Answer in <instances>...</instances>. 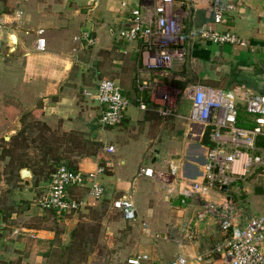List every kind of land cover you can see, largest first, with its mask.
Wrapping results in <instances>:
<instances>
[{
  "label": "crops",
  "instance_id": "obj_1",
  "mask_svg": "<svg viewBox=\"0 0 264 264\" xmlns=\"http://www.w3.org/2000/svg\"><path fill=\"white\" fill-rule=\"evenodd\" d=\"M174 1L173 11L185 26L187 57L174 62L169 70L147 69L142 54L144 41L128 43L120 37L129 28L134 9H140L149 21L160 0H0V59L8 52L29 62L35 99L40 98L43 118L50 129L86 141L90 138L98 145L95 153L74 158L75 166L82 173L104 170L100 183L105 188L103 200L109 211H114L113 202L121 198L135 204L138 221L128 224L141 230L137 256H146L148 260L140 264H172L180 256L188 264H228L222 254L215 252L227 234L213 218L200 219L201 204L170 196L161 182L140 176V171L153 167L168 173L170 164H176L185 178L203 180L211 148L208 129L186 120L192 111L188 93L195 87L236 95L238 124L253 128V117L245 112L244 98L247 93L264 96V0H218L224 10L222 24L214 23L213 3L217 0ZM41 29L47 44L42 53L34 50L36 32ZM84 30L93 33L96 46L75 53L78 45L74 39ZM204 30L232 34L240 43H213L202 38ZM12 36L17 38L16 45ZM102 80L116 82L130 102L117 127L101 126L102 108L86 95H96ZM165 92L175 98L174 107L171 101H163ZM164 110L172 114L166 116ZM108 147H113L114 152H108ZM22 182L20 179L17 184L24 186ZM247 184L239 182L226 194L240 211V225L264 213V191L256 193ZM37 189L31 184L16 188L13 193L20 198L32 196L29 199L33 201ZM88 192L83 187L69 191L73 199L86 201L77 213L60 216L43 211L36 200L39 211H33L32 205L24 214L28 218L46 216L41 219L43 225L59 223L65 229L60 236L62 244L67 246L72 231L82 221L89 222L94 213V200L88 198ZM210 198L223 201L215 191H211ZM6 218L18 219L17 214L7 216L0 208V249L7 245L13 249L11 257L2 253L8 260L0 264H19L12 261L14 256H24L23 264H41V256L27 260L30 251L40 249L30 240L50 242L55 231L44 227H9Z\"/></svg>",
  "mask_w": 264,
  "mask_h": 264
},
{
  "label": "built area",
  "instance_id": "obj_2",
  "mask_svg": "<svg viewBox=\"0 0 264 264\" xmlns=\"http://www.w3.org/2000/svg\"><path fill=\"white\" fill-rule=\"evenodd\" d=\"M174 5V0H160L149 21L140 9H134L129 28L120 33L121 39L128 43L144 41L143 61L149 70H169L174 62H182L187 57L185 26L173 11ZM126 6V3L122 4L123 8ZM213 11L214 23L222 24L224 10L218 0L213 3ZM2 30L3 25L0 24V50ZM36 35L34 50L45 52V31L38 30ZM202 38L220 45L240 43L232 34L222 35L210 30H204ZM74 41L78 45L74 48L75 53L96 46V39L89 30L82 31ZM86 95L95 99L102 108L100 124L103 128L117 127L123 122L130 102L116 82L102 80L96 95ZM188 95L192 111L186 120L204 125L208 129L211 144L203 180L195 182L185 178L180 165L176 164H170L168 173L145 167L141 169L140 176L161 182L170 196L199 202L202 206L200 219L213 218L220 230L227 234L226 240L216 247L215 252L222 254L228 264H264V213L249 220L246 225H240V211L226 196L228 190L237 183L245 182L257 174L264 175V96L251 93L245 96V112L253 117L254 122L253 128L246 129L238 126L236 95L206 87H195ZM163 101H171L173 107L176 102L169 94L163 96ZM163 114L170 116L172 111L164 110ZM107 151L114 152V148L108 147ZM102 174L103 169L94 173H73L61 167L52 175L49 189L38 199L37 205L43 211H55L58 215L77 213L85 207L86 201L73 199L69 191L74 187L87 188L88 198L103 200L105 188L100 183ZM224 187L227 188L226 192L223 191ZM211 191H215L223 201L211 200ZM112 209L127 223L138 221V211L130 199L114 201ZM143 227L146 229L148 225L143 224ZM144 260L148 258L135 256L129 263L140 264ZM172 264L188 263L180 256Z\"/></svg>",
  "mask_w": 264,
  "mask_h": 264
},
{
  "label": "rangeland",
  "instance_id": "obj_3",
  "mask_svg": "<svg viewBox=\"0 0 264 264\" xmlns=\"http://www.w3.org/2000/svg\"><path fill=\"white\" fill-rule=\"evenodd\" d=\"M5 54L7 56L0 59V208L7 216L13 213L17 214L18 219L16 221L6 220L9 227H44L53 229L55 231V243L54 240L50 242L39 241L38 243L37 240H30L33 244H38L40 249L36 252L30 251L27 260H33L37 255L42 257L43 262L41 264H58L59 252L57 249L61 241L60 236L65 231L64 227L59 226V223L56 226H52L53 223L43 225L41 219L46 216H32L28 218L24 214L27 211L26 208H32V205H35L33 211H39L35 202L48 191L52 178L47 179L48 176L45 174L38 175L36 179L38 181L36 185L38 189L36 196L33 197V201H30L32 196L29 197L30 199L27 196L20 198L13 193L16 188H25L31 184L35 186L32 179L22 180L24 186L17 184L19 175L21 177L20 166L29 164L33 168L38 167V170L50 167L49 165L43 166V164L39 163L46 149L52 150L62 146L60 155L63 154L64 157L74 159L80 153L87 155L95 153L98 145L93 144L90 138L86 141L80 136L64 137L58 131H53L52 129L51 132L45 131V129L40 132L42 125L47 124L43 118V107L39 101L40 96H37L38 100L35 99V84L31 82L30 64L25 59H20L16 55H11L8 52H5ZM159 91H156L157 95ZM162 94L165 96L166 92ZM35 101H38L40 104L36 105ZM19 132H23L24 137L28 141L26 143L19 142L15 145L11 139ZM41 136L43 138L38 140ZM45 141L49 146L45 147ZM70 141H75L76 145H70ZM69 149L73 154L68 155L64 153V151H69ZM60 155L55 154L51 158H58ZM51 158L48 157L47 161L50 162L49 159ZM58 164L56 163L55 165L58 166ZM247 182V185L249 187L252 186V189L254 188L256 193L264 191V175L257 174L249 178ZM49 217L50 219L53 218L51 215ZM81 223L94 227L97 238L94 236V243L92 242L87 247L88 257L85 260L83 259V261L81 260L80 264H130V259L137 256L141 243V230L136 226L126 223L121 219L119 213L109 211L104 200L94 201V213L90 214V221H82ZM71 242L72 238L70 235L67 244L70 245ZM6 247L5 249H0V263L8 260L6 258L8 255L11 257L10 254H12L13 249L8 245ZM28 247L32 248L30 244H28ZM51 251H53V256L49 260L45 259L44 256ZM2 253L7 254V256L5 257ZM14 257L15 260L12 261L21 264L24 256ZM77 261L74 260L73 262L79 264ZM27 264L33 263L27 262Z\"/></svg>",
  "mask_w": 264,
  "mask_h": 264
},
{
  "label": "trees",
  "instance_id": "obj_4",
  "mask_svg": "<svg viewBox=\"0 0 264 264\" xmlns=\"http://www.w3.org/2000/svg\"><path fill=\"white\" fill-rule=\"evenodd\" d=\"M239 127L241 128H249L246 127L243 124H238ZM45 129V131H49L51 132V129L47 126V125H42V128H40V132ZM64 137H71L73 135H63ZM76 136V135H74ZM43 136L39 137V139H42ZM82 138V137H81ZM12 143L17 145L19 142H24L26 143L28 141L27 138L24 137V133L23 132H19L17 133V135L15 137H13L12 139ZM70 145H76L75 141H70L69 142ZM24 145V144H23ZM45 147L49 146V144L45 141ZM61 149L62 146L57 147L55 149H46L45 152H43V156L42 159L40 160L39 163L43 164V166H50L47 167L45 169L41 168V169H37L38 167H32L31 165H27V164H23L20 166V171H22L23 169H28L32 172L33 175V180L35 183V186L37 185L38 181L36 180L38 175L40 174H45L47 175V179L52 178V175L55 174L59 168L64 167L67 170H69L70 172L73 173H77L79 172V170L77 169V167L75 166V160H73V158L71 159L70 157H64L63 154H61ZM63 151V150H62ZM12 153V152H11ZM65 154H73L72 151L69 149V151H64ZM55 154H59L60 156L57 158L52 157ZM83 154L80 153L78 155H76L75 158H80ZM11 156V154H10ZM50 157L51 159L50 162L47 161V158ZM59 163L58 166H56L55 164ZM21 179L20 175H19V180ZM54 213H56L55 211H52ZM57 214V213H56ZM8 218H6L7 220ZM94 236L95 238H97L96 236V231L94 230V227L89 226L85 223H80L71 233V238H72V242L70 245L65 246L61 243L58 245V252H59V257H58V264H75L73 261L78 260L77 262L79 263L81 260L83 261V259H87L88 254H87V247H89V245L93 242L94 243ZM93 239H92V238ZM55 243V240H54ZM55 246V245H54ZM52 252H49L48 254H46L44 257L45 259L49 260L53 255ZM80 264V263H79Z\"/></svg>",
  "mask_w": 264,
  "mask_h": 264
},
{
  "label": "water",
  "instance_id": "obj_5",
  "mask_svg": "<svg viewBox=\"0 0 264 264\" xmlns=\"http://www.w3.org/2000/svg\"><path fill=\"white\" fill-rule=\"evenodd\" d=\"M12 42L14 43V45L17 44V38L15 36H12ZM20 174H21L22 180H26V179L28 180V179L33 178L32 172L28 169H23ZM223 191L226 192L227 188L224 187Z\"/></svg>",
  "mask_w": 264,
  "mask_h": 264
}]
</instances>
